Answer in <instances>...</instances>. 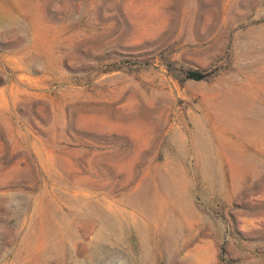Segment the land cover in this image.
Listing matches in <instances>:
<instances>
[{"label":"rangeland","instance_id":"obj_1","mask_svg":"<svg viewBox=\"0 0 264 264\" xmlns=\"http://www.w3.org/2000/svg\"><path fill=\"white\" fill-rule=\"evenodd\" d=\"M0 264H264V0H0Z\"/></svg>","mask_w":264,"mask_h":264},{"label":"trees","instance_id":"obj_2","mask_svg":"<svg viewBox=\"0 0 264 264\" xmlns=\"http://www.w3.org/2000/svg\"><path fill=\"white\" fill-rule=\"evenodd\" d=\"M210 72L208 70L202 69H187L185 70V78L192 80H203L209 76Z\"/></svg>","mask_w":264,"mask_h":264},{"label":"bare ground","instance_id":"obj_3","mask_svg":"<svg viewBox=\"0 0 264 264\" xmlns=\"http://www.w3.org/2000/svg\"><path fill=\"white\" fill-rule=\"evenodd\" d=\"M158 15V14H157ZM99 121V120H98ZM140 129V128H139ZM139 129H138V131H139ZM133 131H135V130H133ZM102 155V154H101ZM102 159V158H101ZM92 227V226H91Z\"/></svg>","mask_w":264,"mask_h":264}]
</instances>
